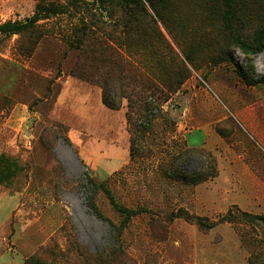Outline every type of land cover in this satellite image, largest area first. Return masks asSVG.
Returning <instances> with one entry per match:
<instances>
[{
    "label": "rangeland",
    "instance_id": "374dc122",
    "mask_svg": "<svg viewBox=\"0 0 264 264\" xmlns=\"http://www.w3.org/2000/svg\"><path fill=\"white\" fill-rule=\"evenodd\" d=\"M143 1L0 0V24L39 15L32 29L0 33V264H248L264 254V223L243 218L264 214V49L253 53L264 0ZM100 40L146 84L173 88L133 157L127 100L108 108L100 86L75 74L85 65L105 77ZM189 147L212 153L215 177L166 173ZM201 166L192 157L186 168ZM89 179L136 211L126 224ZM179 209L216 225L173 217Z\"/></svg>",
    "mask_w": 264,
    "mask_h": 264
},
{
    "label": "trees",
    "instance_id": "16d2710c",
    "mask_svg": "<svg viewBox=\"0 0 264 264\" xmlns=\"http://www.w3.org/2000/svg\"><path fill=\"white\" fill-rule=\"evenodd\" d=\"M147 1L154 6L153 0ZM117 2L134 3L139 6H144L143 0H117ZM47 10L55 12V8H47ZM38 19L39 15L35 14L34 16L27 17L24 20H8L0 24V33L5 35L23 33L26 30L34 28ZM228 20L230 21L229 17ZM123 27H125V25ZM113 41L115 42V45H119L121 43L118 40H112V42ZM94 42L96 41L92 39L91 45H93ZM98 48L100 53L99 56H104V59L108 64L106 66L107 69L105 71V77H94L90 70L85 68V65L80 66L79 70L75 71V74L77 77L85 81L100 86L102 102L108 108L115 110L120 109L123 107V99L127 100L125 116L131 132L130 153L133 157L134 153L139 150V146L147 144L148 138H150V132L154 127V120L155 118L162 116V106L170 100L173 88L171 84H167L166 87H168L169 90L165 92L164 89H160L156 85L146 84L142 76H137L132 73L124 56L118 55L116 51L117 48L115 47V49L110 46L106 40H100ZM263 49L264 29H261L259 31L257 42L254 45L253 53L257 54ZM239 71L245 77V73L240 67ZM125 81L133 83L134 87L129 90ZM137 86L139 87L137 88ZM146 92H150L152 97L160 93L157 95L159 103L154 104L152 101H148L144 95ZM154 108L157 109V112H154ZM152 140H154V138H152ZM192 157H197L202 160V166L199 171L191 172L186 168ZM161 166L169 176L174 177L177 180L193 184H199L211 177H215L218 169L217 159L211 152L202 147H189L185 149L180 148L178 153L173 155L168 162H165V164H162ZM89 180L94 186V192H96L98 186L102 187L107 192L114 208L121 213L123 223L126 224L136 211L118 204L104 181L100 182L97 186L91 179ZM89 200V206L101 216V213L96 206L94 196L92 195ZM172 216L184 217L187 220L195 221L200 227L207 229L213 228L216 225V222H210L202 216H195L185 209L177 210L175 213H172ZM235 217L229 213L221 217L219 222L224 220L232 221ZM243 218H246V220L250 222L262 221L264 223V214L244 213ZM25 263L41 264L40 261L34 259H28ZM248 264H264V254L250 256Z\"/></svg>",
    "mask_w": 264,
    "mask_h": 264
}]
</instances>
